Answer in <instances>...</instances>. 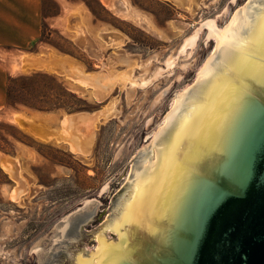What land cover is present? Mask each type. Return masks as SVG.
<instances>
[{"label":"water","instance_id":"water-1","mask_svg":"<svg viewBox=\"0 0 264 264\" xmlns=\"http://www.w3.org/2000/svg\"><path fill=\"white\" fill-rule=\"evenodd\" d=\"M241 1L226 28H214L195 90L140 142L148 147L126 185L31 239L30 264H151L154 248L169 254L159 264H264V0ZM66 63L54 62L60 76Z\"/></svg>","mask_w":264,"mask_h":264},{"label":"rangeland","instance_id":"rangeland-1","mask_svg":"<svg viewBox=\"0 0 264 264\" xmlns=\"http://www.w3.org/2000/svg\"><path fill=\"white\" fill-rule=\"evenodd\" d=\"M68 1L90 7L100 40L89 50L86 41H74L62 26L45 23L43 44L34 53L47 59L44 49L53 47L61 58L77 62L95 78L105 75L111 86L85 88L46 69L6 67L5 97L9 80H17L18 98L53 108L69 101L61 98L56 78L69 95L83 101L84 110L38 111L45 118L38 123L43 132L40 139L27 125L9 119L13 112L28 114L30 109L5 105L0 110V148L8 152L0 151V264H30L31 239L49 236V230L63 225L66 216L83 219V210L105 195L115 196L117 187L126 185L135 159L148 147L140 142L158 130L171 102L195 90L198 73L215 49V41L206 44L203 30L190 57L179 55L183 42L207 20H216L224 28L234 8H243L241 0H178L183 7L166 0H121L123 5L102 0V7L97 0ZM43 2L45 19L59 16L61 7L54 0ZM134 10L139 16L130 13ZM175 57V68L165 71L166 60ZM128 75L136 84L122 82L121 77ZM141 81L149 83L144 88ZM24 84L27 93L20 92ZM96 91L102 97H96ZM65 118L86 122L76 120L72 128ZM74 128L85 135L88 151L84 154H74L65 142L57 143V137L75 132ZM5 161L12 174L3 168Z\"/></svg>","mask_w":264,"mask_h":264},{"label":"crops","instance_id":"crops-1","mask_svg":"<svg viewBox=\"0 0 264 264\" xmlns=\"http://www.w3.org/2000/svg\"><path fill=\"white\" fill-rule=\"evenodd\" d=\"M54 1L61 7V12L56 18L45 19V14L43 13L45 8L43 0H0V110L6 105L5 82L8 72L6 67L13 66V71L29 70L26 62L28 60L37 61L41 57L40 54L34 53L33 49L43 44L40 41L43 23H47L50 26H52V24L62 26L74 37V41L79 42V44L86 41L89 50L92 45L94 46L97 39L100 40L98 36L99 33L94 31L95 25L89 7L85 5V3L82 1L68 0ZM109 1L113 5L116 4L115 2L123 5L121 0H116L115 2H113L114 0ZM99 2L102 7V0H99ZM130 13L133 14V16H139V13L135 10L130 11ZM44 50L48 51L45 54L47 55L46 58L52 60L49 68L46 69L50 73L59 75L55 72L54 62L66 61L69 66L65 67L64 75L66 78L75 80L77 85L85 88L91 86H98L105 89L106 87L110 88L111 84L106 77H104L105 75L99 79L95 78L93 76L95 73H89L84 67L78 65L77 62L75 63L70 59L61 58V56H59L60 53L53 49V47H50V49L47 47V49ZM78 80L84 81L86 85L78 84ZM96 93V97H102L98 94L99 92L96 91ZM21 113L13 112L9 115V118L13 117L19 119L23 117ZM27 113L28 114L23 113V115H25L24 117L27 118L25 120L29 123H33L35 126L39 125L38 123H40V120L45 119L42 117L43 114L38 111L28 110ZM73 125H75V123H73Z\"/></svg>","mask_w":264,"mask_h":264},{"label":"bare ground","instance_id":"bare-ground-1","mask_svg":"<svg viewBox=\"0 0 264 264\" xmlns=\"http://www.w3.org/2000/svg\"><path fill=\"white\" fill-rule=\"evenodd\" d=\"M176 1H178V0H176ZM233 1H235V0H233ZM232 15V14H231ZM231 20H233V16L231 17ZM230 20V21H231ZM229 21V22H230ZM229 22H228V24H229ZM227 24V25H228ZM226 25V26H227ZM226 26L224 27V28H226ZM214 28H219L218 27V25H217V22H216V20H207V21H205L200 27H199V29L198 30H196L195 32H193L192 33V35H190L184 42H183V44H182V46L180 47V50L178 51L179 52V55L180 56H189L190 57V55L192 54V52H193V50H194V48L196 47V45H197V43H198V41H199V38H200V34H201V32H202V30L203 31H205L206 32V39H205V42H206V44L207 43H209L210 41H215V37H213V30H214ZM204 33V32H203ZM213 57V53H212V55L208 58V60H207V62L205 63V65L202 67V69L200 70V72L198 73V77H199V80H200V78H201V76H202V74H203V72H204V70H205V68H206V66H207V64H208V62H209V60L211 59ZM58 59V58H57ZM27 63V62H26ZM14 64V63H13ZM67 64V63H66ZM175 64H176V57H175V59H173V58H168L167 60H166V62H165V71H167V72H169V71H171L173 68H175L174 66H175ZM15 66V65H14ZM185 66V65H184ZM17 67V66H16ZM16 67H15V69H16ZM12 68L14 69V67L12 66ZM159 71V70H158ZM157 71V72H158ZM160 71H162V70H160ZM164 71V72H165ZM156 72V73H157ZM112 73V72H111ZM162 72H158V74L157 75H160ZM113 74V73H112ZM116 76V75H115ZM122 78V82H127V81H129L132 85L133 84H136V82L135 81H131V78H130V76L128 75V76H123V77H121ZM69 80H72L71 78H68ZM79 82H78V84H83V85H86V83L84 82V81H80V80H78ZM108 82V81H107ZM118 82V81H117ZM75 83H77V82H75ZM129 83V84H130ZM149 83V81H141V83H140V85H143L144 86V88H145V86L147 85ZM127 84V83H126ZM107 85V84H106ZM109 86V85H108ZM137 86V85H136ZM131 87V86H130ZM107 88V87H106ZM139 89V88H138ZM186 93V92H185ZM104 96V95H103ZM106 96V95H105ZM99 98V97H98ZM104 98V97H103ZM177 98V97H176ZM180 98V97H179ZM179 98H177L176 99V101L179 99ZM81 117V116H80ZM10 119V121H12L13 123H16V124H18V119H16V118H13V117H11V118H9ZM76 120H78V119H74V118H65V124L67 123V125H69L70 127H74L73 126V123H75L74 121H76ZM95 120V119H94ZM83 122V123H85L86 121L84 120V119H79L78 121H77V123L78 122ZM89 121V120H88ZM66 125V126H67ZM67 128V127H66ZM76 128V127H75ZM75 128H74V130H75ZM81 129V128H80ZM64 130V129H63ZM70 130V129H69ZM78 130V129H77ZM77 130H75V132L72 130V132H68V133H63V134H65V135H63V134H61V135H63V137H57L58 139H56L57 140V143L58 142H65L68 146H69V149H70V151L71 152H73L74 154L76 153V154H84L86 151H88L87 150V148H86V143L84 142L85 141V139H84V136H82L83 134H78V131ZM66 131V130H65ZM64 131V132H65ZM71 131V130H70ZM80 132V131H79ZM31 133V132H30ZM32 135H33V133H32ZM35 136V135H34ZM35 137H37L38 139H40L38 136H35ZM83 137V138H82ZM87 137V136H86ZM41 140H43L44 141V139H41ZM3 168L6 170V171H8V172H10L11 174H12V170H10L8 167H7V164H3ZM12 194V193H11ZM15 195V194H14ZM12 196V198H14V197H16V195L15 196ZM90 202H87L86 204L88 205Z\"/></svg>","mask_w":264,"mask_h":264},{"label":"trees","instance_id":"trees-1","mask_svg":"<svg viewBox=\"0 0 264 264\" xmlns=\"http://www.w3.org/2000/svg\"><path fill=\"white\" fill-rule=\"evenodd\" d=\"M99 2V0H97V3ZM99 5V3H98ZM100 6V5H99ZM101 7V6H100ZM90 10V7H89ZM44 13V10H43ZM45 23H43L44 26ZM44 30V29H43ZM44 40V31H42V35H41V42H43ZM34 77L27 79L28 83H32ZM54 83L58 85L60 91H61V98H67L69 97V101L65 102V101H61L60 103L55 104V106L53 108L45 106V103L42 102H35L34 104L27 102L26 100H22V98H18V96L16 95L17 90L16 89V83L17 80H9L8 84H7V90H6V105L7 107H24L33 111H39V112H51V111H60V110H64L67 113H74V112H80L83 111L84 108L82 106L83 101L76 99L73 95H69L65 89V87L63 86L62 83H60L56 78H53ZM20 92L21 93H27L29 91V89H27V85L24 84L20 87ZM32 89V88H31ZM0 151L3 153H7L5 150H3L2 148H0Z\"/></svg>","mask_w":264,"mask_h":264},{"label":"flooded vegetation","instance_id":"flooded-vegetation-1","mask_svg":"<svg viewBox=\"0 0 264 264\" xmlns=\"http://www.w3.org/2000/svg\"><path fill=\"white\" fill-rule=\"evenodd\" d=\"M263 106H264V102H262ZM263 113V112H262ZM264 114V113H263ZM156 249L154 248L153 249V255L151 256V264H159V262L161 261V259L163 258H166V257H169V254H165V255H162V256H159L158 255V252L155 251ZM165 253H168V250H165L164 251Z\"/></svg>","mask_w":264,"mask_h":264}]
</instances>
